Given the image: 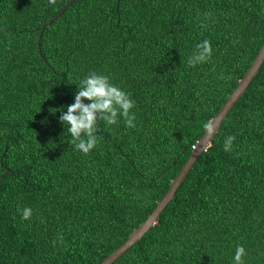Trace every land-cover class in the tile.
<instances>
[{
    "label": "trees",
    "instance_id": "trees-1",
    "mask_svg": "<svg viewBox=\"0 0 264 264\" xmlns=\"http://www.w3.org/2000/svg\"><path fill=\"white\" fill-rule=\"evenodd\" d=\"M68 1L0 0V264H100L264 44V0H75L43 28ZM205 39L210 60L189 67ZM93 71L130 94L136 127L98 121L84 155L59 116ZM238 244L245 264H264V62L158 222L112 264H232Z\"/></svg>",
    "mask_w": 264,
    "mask_h": 264
},
{
    "label": "clouds",
    "instance_id": "clouds-1",
    "mask_svg": "<svg viewBox=\"0 0 264 264\" xmlns=\"http://www.w3.org/2000/svg\"><path fill=\"white\" fill-rule=\"evenodd\" d=\"M50 4H55L56 0H49ZM211 13L206 14L210 16ZM204 27L205 25H201ZM212 56L211 42L207 39L196 45V50L188 58L189 67H195L210 60ZM74 102L67 105V111H62L59 120L66 126L70 134V143L74 148L84 155L93 150L99 142V124L103 121L106 125H115L122 118L126 128L136 127V115L131 110L135 107V101L130 98V94L110 82L108 75L91 72L77 85ZM85 100L89 101L85 103ZM207 134H213L215 129L210 121L204 125ZM235 136L229 135L224 141V151L232 150V142ZM21 211L22 220H30L33 210L24 207ZM60 243L64 242V237H59ZM56 241H53L55 245ZM247 251L242 244L235 248L232 264H245L244 257Z\"/></svg>",
    "mask_w": 264,
    "mask_h": 264
},
{
    "label": "water",
    "instance_id": "water-1",
    "mask_svg": "<svg viewBox=\"0 0 264 264\" xmlns=\"http://www.w3.org/2000/svg\"><path fill=\"white\" fill-rule=\"evenodd\" d=\"M75 0H69L67 4L49 21L43 24V28L49 24L53 19H56L59 15H61ZM43 31V29H42ZM42 31L40 34V39L42 37ZM41 48V47H40ZM264 62V44L260 49L258 55L252 62L251 66L243 76L239 80L238 86L235 90L230 94L229 98L225 102V104L221 107L219 112L210 120L214 125V133L207 134L206 130L204 131V135L200 140L197 141L194 146L192 153L188 160L185 162L177 176L172 180L171 185L165 195L159 200L157 206L154 210L148 215L147 219L144 220L138 227H136L133 232L130 234L129 238L120 245L117 249H115L110 255H108L100 264H112L115 262L122 254H124L133 244L138 242L149 230L150 228L158 222V219L162 213V211L168 206L173 197L175 196L178 188L181 186L182 182L186 178L189 170L192 168L193 164L200 156L202 152H204L208 146L211 144V141L219 130L223 120L226 118L228 113L230 112L233 105L238 101V99L244 94L250 82L257 75L260 66ZM7 169L4 173L8 172ZM3 173V174H4ZM2 174V175H3Z\"/></svg>",
    "mask_w": 264,
    "mask_h": 264
}]
</instances>
